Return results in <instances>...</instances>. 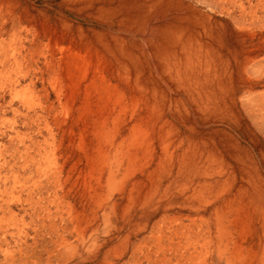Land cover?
<instances>
[{
	"label": "bare ground",
	"instance_id": "obj_1",
	"mask_svg": "<svg viewBox=\"0 0 264 264\" xmlns=\"http://www.w3.org/2000/svg\"><path fill=\"white\" fill-rule=\"evenodd\" d=\"M65 1L71 7L78 1L80 8L68 9L72 18L60 14L58 28L52 29V34L46 37L56 62L55 66L51 65L58 75L56 98L63 114L56 117L63 138L72 134L77 148L82 153L94 155V162L100 165L102 172L107 168L108 179L115 183L117 177L125 173V165L133 173L137 171V165H143V173L151 165H157L147 175L149 192L142 191L146 201L161 203L166 215L176 207L174 199L179 196L184 200L182 209L200 215L190 219L199 239L204 224L208 229L211 226L209 238L200 246V253L197 248L194 253L189 252L190 249L182 250L180 255H175L178 263L264 264V237L249 246L238 237L255 221L264 230V167L247 163L250 144H258L257 140L248 137L247 144L240 146L241 134L248 136L246 133L250 134L251 129L248 123H245V132L240 129L244 128L242 120L246 119V114L243 115L235 88V67L238 65L234 60L237 57L233 56L225 40L224 22H228L227 15L230 17L232 12L223 9L222 16L217 19L185 0ZM221 1L227 4L236 0ZM89 11L91 13L86 17L101 29L74 21L73 17ZM113 21L120 28H114ZM236 23L235 30L243 35V53L249 59L256 50L253 49L256 34L251 32L254 23L250 25L246 20L242 25ZM127 35L144 36L152 53L157 55V63L161 65L159 76L167 86L148 85L143 76L144 67L148 65L149 68L155 61L149 60L146 44L131 39L129 43ZM136 50L141 53H135ZM32 98L27 101L30 106L35 102ZM205 132L221 134L224 141L221 145L217 144V139L210 142V137L203 136ZM240 148L245 149L243 155ZM218 161L224 165L205 166ZM186 165H197L202 171L197 169L193 174L195 178L178 186L176 182L186 175L185 170L190 171L184 170ZM126 178L125 173L124 182L128 181ZM123 180L120 184L125 191ZM176 185L178 187L173 191Z\"/></svg>",
	"mask_w": 264,
	"mask_h": 264
},
{
	"label": "rangeland",
	"instance_id": "obj_2",
	"mask_svg": "<svg viewBox=\"0 0 264 264\" xmlns=\"http://www.w3.org/2000/svg\"><path fill=\"white\" fill-rule=\"evenodd\" d=\"M217 1L185 0V3H191L217 19L222 16L223 9L232 12L230 17L227 15L230 21L224 22L225 40L233 56L237 57L234 60L235 65H238L235 67V88L243 115L246 114V119L242 120L244 123L241 122L244 128L240 129L241 132L246 131L245 123L251 129L250 134L246 133L248 136L241 134L240 146L247 144L248 137L257 140L258 144H250V159L247 163L264 167V0H236L235 3L231 2L232 5L230 2ZM72 4V7L80 8L81 3L76 1ZM0 6V264H184L177 262L176 253L180 255L186 249L194 253L196 248L197 253H200V246L209 238L211 227L208 229L204 224L201 238L197 237L190 219L200 215L182 209L184 200L179 196L174 199L176 207L166 215L161 203L148 202L143 197L142 191L150 190L147 175L157 165H151L147 173L141 172L143 165H137L134 173L125 165L128 181L124 182V173L117 177L115 183L108 179L107 168L104 172L100 170V165L94 162V155L82 153L77 148V141L72 134L63 138L62 130L57 126L58 116L63 114L56 98L58 75H55L51 65L55 66L56 62L46 37L52 34V29L58 28L59 16L69 15L72 18L68 12L72 8L69 3L65 0H0ZM90 13L84 12V15L73 17L74 21L101 29L86 17ZM245 20L250 25L254 23L251 32L256 34L253 44L256 50L249 59L243 53V35L235 30L238 25L236 21L242 25ZM113 24L114 28H120L116 21ZM143 37L127 35L126 39H129V43L131 40L140 43ZM145 44L149 46L147 42ZM140 51L136 50L135 53ZM149 60L155 61V64L144 67L143 76L148 85L167 86L159 76L161 65L157 63L156 56H150ZM29 98L35 101L33 106L27 102ZM215 135L205 132L203 136L206 139L210 137V142L217 139V144L221 145L224 141L221 134ZM239 150L242 155L245 153V149ZM209 165L216 167L224 163L205 164L211 168ZM197 169V165H186L184 170L188 175L176 182L178 186L195 178L193 174ZM199 170L202 171V168ZM121 180L125 191L121 188ZM208 182L214 186L213 182ZM178 186L172 190L176 191ZM168 220L174 222L171 224ZM159 237L162 244L159 243ZM238 237L249 246L262 240L264 230L255 221ZM203 252H206L205 248Z\"/></svg>",
	"mask_w": 264,
	"mask_h": 264
},
{
	"label": "crops",
	"instance_id": "obj_3",
	"mask_svg": "<svg viewBox=\"0 0 264 264\" xmlns=\"http://www.w3.org/2000/svg\"><path fill=\"white\" fill-rule=\"evenodd\" d=\"M139 41H140L141 44H143V45H144V43H146V41H144V40H142V39L139 40ZM145 47H147V49H148L147 52H146V53H149L148 56H157V55H155V54H153V53L151 54L152 51H151V49H149V46H148L147 44L145 45ZM170 49H171V48H170ZM139 54H140V53H139Z\"/></svg>",
	"mask_w": 264,
	"mask_h": 264
}]
</instances>
